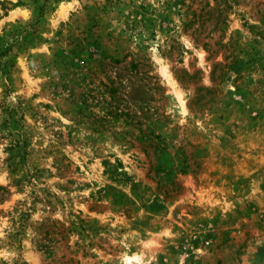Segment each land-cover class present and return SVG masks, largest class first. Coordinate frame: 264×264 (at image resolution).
<instances>
[{"label": "rangeland", "instance_id": "374dc122", "mask_svg": "<svg viewBox=\"0 0 264 264\" xmlns=\"http://www.w3.org/2000/svg\"><path fill=\"white\" fill-rule=\"evenodd\" d=\"M0 264H264V0H0Z\"/></svg>", "mask_w": 264, "mask_h": 264}]
</instances>
